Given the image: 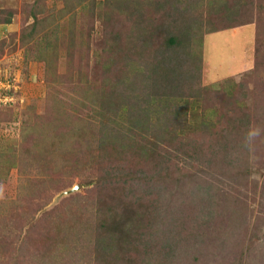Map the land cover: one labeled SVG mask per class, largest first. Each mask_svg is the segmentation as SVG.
<instances>
[{
  "label": "rangeland",
  "instance_id": "rangeland-1",
  "mask_svg": "<svg viewBox=\"0 0 264 264\" xmlns=\"http://www.w3.org/2000/svg\"><path fill=\"white\" fill-rule=\"evenodd\" d=\"M0 264H264V0H0Z\"/></svg>",
  "mask_w": 264,
  "mask_h": 264
},
{
  "label": "trees",
  "instance_id": "trees-1",
  "mask_svg": "<svg viewBox=\"0 0 264 264\" xmlns=\"http://www.w3.org/2000/svg\"><path fill=\"white\" fill-rule=\"evenodd\" d=\"M188 30H189L188 27H186L185 29H183V31H188ZM165 44L167 45L168 48H170L171 46H177L179 48L178 50H181L183 52V54H184L182 63L186 61L187 58L185 56L188 57L189 52H188V50L185 49L186 47L183 44H180V43L177 42V40L175 39V36L169 35L168 38L166 39V43ZM147 56H146V58H144L145 61L148 58H151L150 56H148V58H147ZM179 59H180V57H179Z\"/></svg>",
  "mask_w": 264,
  "mask_h": 264
},
{
  "label": "water",
  "instance_id": "water-1",
  "mask_svg": "<svg viewBox=\"0 0 264 264\" xmlns=\"http://www.w3.org/2000/svg\"><path fill=\"white\" fill-rule=\"evenodd\" d=\"M74 189H71L70 191H73Z\"/></svg>",
  "mask_w": 264,
  "mask_h": 264
},
{
  "label": "built area",
  "instance_id": "built-area-1",
  "mask_svg": "<svg viewBox=\"0 0 264 264\" xmlns=\"http://www.w3.org/2000/svg\"><path fill=\"white\" fill-rule=\"evenodd\" d=\"M2 98V97H1ZM5 98H7V97H5Z\"/></svg>",
  "mask_w": 264,
  "mask_h": 264
},
{
  "label": "clouds",
  "instance_id": "clouds-1",
  "mask_svg": "<svg viewBox=\"0 0 264 264\" xmlns=\"http://www.w3.org/2000/svg\"><path fill=\"white\" fill-rule=\"evenodd\" d=\"M254 134V133H253Z\"/></svg>",
  "mask_w": 264,
  "mask_h": 264
}]
</instances>
